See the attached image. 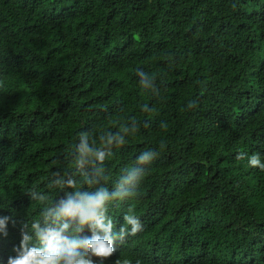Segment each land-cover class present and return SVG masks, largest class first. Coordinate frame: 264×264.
<instances>
[{
	"label": "trees",
	"instance_id": "16d2710c",
	"mask_svg": "<svg viewBox=\"0 0 264 264\" xmlns=\"http://www.w3.org/2000/svg\"><path fill=\"white\" fill-rule=\"evenodd\" d=\"M137 67L159 92L139 88ZM129 115L149 127L117 153L114 174L138 147H166L132 202L144 232L105 264H264V171L235 159L264 153V0H0L10 206L31 212L22 190L46 185L77 129Z\"/></svg>",
	"mask_w": 264,
	"mask_h": 264
},
{
	"label": "clouds",
	"instance_id": "9594fccd",
	"mask_svg": "<svg viewBox=\"0 0 264 264\" xmlns=\"http://www.w3.org/2000/svg\"><path fill=\"white\" fill-rule=\"evenodd\" d=\"M140 89L159 92L156 80L143 67L134 68ZM195 101L187 105L192 108ZM141 113H150L151 104H139ZM160 120L157 127L167 129ZM149 121L135 115L117 117L111 126L80 128L69 137L63 157L54 160L46 185H28L22 191L32 210L25 215L0 197V264H105L145 225L132 202L139 199L146 177L152 171L165 142L144 145L117 172L112 162L117 153L140 133ZM236 160L249 168L264 171V153L238 152ZM58 163V166H56ZM121 209L120 220L111 215ZM113 264H144L140 258Z\"/></svg>",
	"mask_w": 264,
	"mask_h": 264
}]
</instances>
